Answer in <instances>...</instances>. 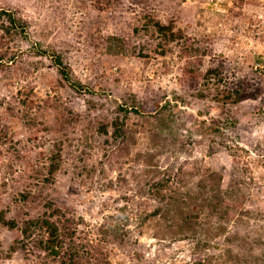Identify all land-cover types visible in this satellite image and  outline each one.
<instances>
[{"label": "rangeland", "instance_id": "1", "mask_svg": "<svg viewBox=\"0 0 264 264\" xmlns=\"http://www.w3.org/2000/svg\"><path fill=\"white\" fill-rule=\"evenodd\" d=\"M0 7L25 25L0 13V264H264V0ZM38 217L58 254L21 232Z\"/></svg>", "mask_w": 264, "mask_h": 264}, {"label": "trees", "instance_id": "2", "mask_svg": "<svg viewBox=\"0 0 264 264\" xmlns=\"http://www.w3.org/2000/svg\"><path fill=\"white\" fill-rule=\"evenodd\" d=\"M0 13L1 14H5L8 17V20L11 24L12 27L15 28H19L20 32L25 33V25L21 24L19 22V20L17 18L14 17V15L12 14L11 11H8L6 9H3L2 7H0ZM156 25L158 26V31L160 33H162L163 35V39L168 42L169 40L171 41L172 39H174V34L171 31L172 25H166L163 24L161 22H156ZM9 29V28H8ZM170 32V35H168V33ZM171 36V38H170ZM45 50H41L40 53H45ZM52 61L54 62L55 66L58 68V71L63 75V77L65 79H68L69 76V67L66 64H63V62L61 61V57L60 55H56V54H52L51 56ZM260 62L263 63L264 65V57H262L260 59ZM254 70L258 71L259 74L264 75V70L261 71L260 67L255 68ZM212 78H216L214 83L215 84H219L221 82V78L218 75V70L216 68H209L206 70L205 72V79H206V83L208 84L210 82V80ZM250 94L246 88H239V89H233V90H227L224 92H216V95L214 96V100L216 101H222V104L224 103H229V104H234L239 102L240 100H242L246 95ZM199 97H203L205 96L203 93L198 94ZM154 107H158V103L155 104ZM135 110H137L136 108H133ZM219 120L217 122H215V124H218ZM201 125H203V132H206L209 129V124L207 123L206 119H201L200 120ZM211 123L213 124L214 122L211 121ZM209 125V126H208ZM115 128L113 129V136L116 137L118 135H121V133L123 132V129L120 127V125H118L117 121H115ZM216 127H218L216 125ZM214 130H217V128L214 127H210ZM102 131L104 133H106V126H103V128H101ZM54 166H52L49 169V172H53ZM167 180V179H166ZM155 185V187L157 188H162L165 186V181H158L155 184H153V186ZM158 210L156 209L154 213H156ZM4 225L8 226V227H15L16 223L14 221L12 222H3ZM21 232L26 236L29 237L30 235H33L34 233H37L38 237L36 238L37 242V246H39L40 248H42L43 250H47L50 254L56 255L58 254V247L60 244V238H59V231H58V227L55 224V222L51 221L50 219H48L47 217H38V218H32L29 219L25 222L24 226L21 228ZM22 244H24L22 242ZM72 264H79L78 261L73 260ZM82 264V263H80Z\"/></svg>", "mask_w": 264, "mask_h": 264}, {"label": "built area", "instance_id": "3", "mask_svg": "<svg viewBox=\"0 0 264 264\" xmlns=\"http://www.w3.org/2000/svg\"><path fill=\"white\" fill-rule=\"evenodd\" d=\"M260 59H261V58H259L258 60H256V61L254 62V67H255V68L260 67V69H261V71H262V70H264V65H263V63L260 62Z\"/></svg>", "mask_w": 264, "mask_h": 264}]
</instances>
